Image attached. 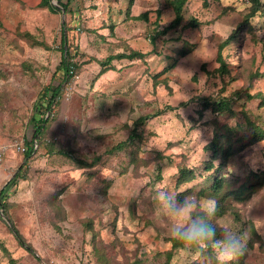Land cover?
I'll list each match as a JSON object with an SVG mask.
<instances>
[{
	"label": "rangeland",
	"instance_id": "obj_1",
	"mask_svg": "<svg viewBox=\"0 0 264 264\" xmlns=\"http://www.w3.org/2000/svg\"><path fill=\"white\" fill-rule=\"evenodd\" d=\"M63 1L70 11L0 0V264H216L173 247L155 189L215 200L217 234L246 237L232 264H264V0L247 22L253 0H188L162 34L157 19L161 31L175 18L166 0ZM64 23L76 67L24 159L35 104L64 79ZM132 50L143 55L102 64ZM207 98L230 99L232 112Z\"/></svg>",
	"mask_w": 264,
	"mask_h": 264
},
{
	"label": "trees",
	"instance_id": "obj_2",
	"mask_svg": "<svg viewBox=\"0 0 264 264\" xmlns=\"http://www.w3.org/2000/svg\"><path fill=\"white\" fill-rule=\"evenodd\" d=\"M58 2V4L53 3L52 0H41L40 2V6L45 8H49L51 11L54 12H58L61 10H65V12L70 11L68 9V4L69 1L67 3H65L63 0H56ZM188 0H166V5L167 7H171L173 9V11L175 12V18L172 20L171 24H169L168 26H166L164 29H162L161 31L158 29L160 26V21L159 18L157 19V25L158 27L155 29L156 31H158V33H165L166 30L169 29V27H172L174 25H178L181 23V21L184 18V5ZM254 1V5L251 9V11L249 12V14L246 17V22L248 21L249 17L252 15H255L257 13V11L260 10L261 7H263V3L261 2V0H253ZM143 17H147L146 12L142 14ZM140 16H137L136 18H140ZM192 26H197V20H193L191 22ZM67 23L63 24V35H62V42H61V48L63 50V55H62V59H61V63L59 65V67L57 68L56 72H55V77L59 76V71H63V75H64V79L61 80L60 82L56 83H50L48 84L42 93L41 96V100L39 99V101L36 102L35 104V109L33 112V115L30 119L31 123L34 126V132L32 133L31 136H27L26 138V149H25V157L24 159H28L32 153L34 152V141L35 142H39L41 140V138L44 135V130L46 128V125L48 124V122L50 121L49 117H48V113L50 111H52V105L53 103H55V100L58 96H60L61 93V88H62V84L63 82H65L66 78L68 76H70L71 74H73L74 72V68L76 67L75 62L72 60L73 56L72 54L69 52L68 49V44H67ZM152 40H154V36L151 37ZM230 39H226L224 41H222L219 44V50H218V59L221 63L220 68L222 70L226 71V64H225V60L222 54V51L224 49V47L230 42ZM143 55L140 51L138 50H132L130 53L126 54V53H119V54H114V55H110L108 56V58H106V60H104L102 62V64H110L111 61L114 58H123V57H129V58H133L136 56H141ZM258 76H264V71L261 73H257ZM261 95V94H258ZM263 101H264V95H263ZM204 108H211L213 111L216 112H224V111H229L232 112V104H231V100L230 99H226V98H215V99H210L207 98L202 102ZM172 108V107H171ZM44 110V111H43ZM147 118V116H141L140 118H138L136 120V124H142L144 123L145 119ZM28 135V134H27ZM259 135H263L264 133L262 131L257 132V134L254 136L255 140L257 139V137ZM139 136V134L137 133V128H134V132L133 134H131L125 141H122L120 143H118L117 145H115L113 147L114 150H123L124 148H126L130 143L133 142L134 138ZM212 148L214 149L213 152V156H217L218 155V148H215L214 144L212 145ZM84 162V161H82ZM212 165H210L209 167H211ZM184 172V171H183ZM18 175V174H17ZM217 182H219V184L221 183L220 180H218ZM216 184V183H215ZM5 188H2L0 190V207H2V210L5 212V214L8 215V201L6 199V194H5ZM220 209H222L221 206ZM223 210V209H222ZM221 212V211H220ZM219 212V213H220ZM217 213V212H216ZM217 213V214H219ZM8 220L11 221V223L9 224L10 229L15 233L16 237L19 239V241L21 242L22 245L26 246V248L33 252V248L30 244H26V240L24 239V237L21 235V233L18 231V229L16 228V226L14 225V223L12 222V220L10 218L7 217ZM211 223L214 224L213 221H210ZM219 235V234H217ZM171 241L173 244L174 248L177 247H183L182 244L173 239L171 237ZM34 253V252H33ZM242 258V256H241ZM132 264H136L135 262ZM166 264H171L169 261H167Z\"/></svg>",
	"mask_w": 264,
	"mask_h": 264
},
{
	"label": "clouds",
	"instance_id": "obj_3",
	"mask_svg": "<svg viewBox=\"0 0 264 264\" xmlns=\"http://www.w3.org/2000/svg\"><path fill=\"white\" fill-rule=\"evenodd\" d=\"M157 192L156 200L163 204L169 215L170 233L191 254L205 256L212 253L216 264H232L246 248V237L235 234L230 227L223 226L217 235V225L211 223L216 216L217 202L213 199H196L167 191Z\"/></svg>",
	"mask_w": 264,
	"mask_h": 264
},
{
	"label": "built area",
	"instance_id": "obj_4",
	"mask_svg": "<svg viewBox=\"0 0 264 264\" xmlns=\"http://www.w3.org/2000/svg\"><path fill=\"white\" fill-rule=\"evenodd\" d=\"M22 146H23V145L20 144V145H19V149H20V148H23V150H25V146H23V147H22ZM0 159H1V158H0Z\"/></svg>",
	"mask_w": 264,
	"mask_h": 264
},
{
	"label": "water",
	"instance_id": "obj_5",
	"mask_svg": "<svg viewBox=\"0 0 264 264\" xmlns=\"http://www.w3.org/2000/svg\"><path fill=\"white\" fill-rule=\"evenodd\" d=\"M4 215V214H3Z\"/></svg>",
	"mask_w": 264,
	"mask_h": 264
}]
</instances>
